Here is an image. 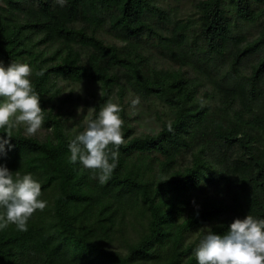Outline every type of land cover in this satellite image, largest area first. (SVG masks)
Returning a JSON list of instances; mask_svg holds the SVG:
<instances>
[{
  "label": "trees",
  "instance_id": "16d2710c",
  "mask_svg": "<svg viewBox=\"0 0 264 264\" xmlns=\"http://www.w3.org/2000/svg\"><path fill=\"white\" fill-rule=\"evenodd\" d=\"M191 14L173 20L156 0H0V61L31 66L50 129L44 140L15 129L0 157L47 201L27 231H0V264H197L207 227L264 217V0H197ZM254 25L255 37L241 32ZM151 49L178 67L151 65ZM59 80L97 84L98 111L130 92L170 118L154 134L125 127L100 184L68 162Z\"/></svg>",
  "mask_w": 264,
  "mask_h": 264
},
{
  "label": "clouds",
  "instance_id": "9594fccd",
  "mask_svg": "<svg viewBox=\"0 0 264 264\" xmlns=\"http://www.w3.org/2000/svg\"><path fill=\"white\" fill-rule=\"evenodd\" d=\"M56 2L62 6L66 0ZM31 73L28 63L11 61L5 65L0 61V129L5 133L0 136V157L12 149L15 129L23 126L27 134L35 135L45 123L41 96L35 91ZM139 102L136 96L130 105ZM81 111L77 109V113ZM123 123L121 105L104 103L94 116L89 115L82 131L73 133L67 145L68 162L96 170L99 183H106L117 167L118 149L124 142ZM41 195V182L31 172L21 175L17 171L14 175L0 163V231L9 225L27 231L31 216L47 207ZM207 228L193 250L197 264H264V217L246 214L234 218L223 234Z\"/></svg>",
  "mask_w": 264,
  "mask_h": 264
},
{
  "label": "rangeland",
  "instance_id": "374dc122",
  "mask_svg": "<svg viewBox=\"0 0 264 264\" xmlns=\"http://www.w3.org/2000/svg\"><path fill=\"white\" fill-rule=\"evenodd\" d=\"M196 1L197 0H156L157 4L163 7L173 20H185L191 16L193 4ZM241 32L246 34L249 38H253L257 34V27L256 25L242 27ZM103 38L108 43H117L116 40H113L106 35H103ZM151 50L152 51L146 54L151 65H154L158 69L178 67L175 62L158 53L156 49ZM247 67H245V72L249 71ZM188 73L190 75L192 74L190 71ZM56 87L59 91L57 98H54L53 113L62 120L70 136H73V133L76 131L83 130L85 121L90 114L94 116L96 112H98V107L96 105L100 96L99 86L87 81L71 83L59 80L56 82ZM134 97L136 96L131 95V93L128 92L123 99H120L119 96L115 95L111 100L121 105V118L124 121L122 131L124 132L125 127H129L132 135L157 133L160 130L161 120H168L170 118L169 114L166 113L167 111L162 107L152 104L150 101H144L141 99H139L140 102L138 105L131 106L130 101ZM205 101L206 99L204 98L203 103ZM78 108H82V111L77 113ZM17 129L20 130L23 135L37 140H44L50 134V129H45L43 127L35 135L27 134L23 126H19ZM182 161L184 165L188 163V159ZM194 236L195 234L193 236L190 235L189 241L192 240Z\"/></svg>",
  "mask_w": 264,
  "mask_h": 264
}]
</instances>
